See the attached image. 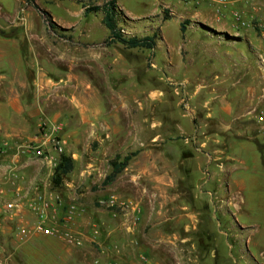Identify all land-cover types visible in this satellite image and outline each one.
Returning a JSON list of instances; mask_svg holds the SVG:
<instances>
[{
  "label": "rangeland",
  "instance_id": "1",
  "mask_svg": "<svg viewBox=\"0 0 264 264\" xmlns=\"http://www.w3.org/2000/svg\"><path fill=\"white\" fill-rule=\"evenodd\" d=\"M32 1L42 11L49 13L52 27L48 19L27 0H0V27H4L5 38L16 41L24 58L28 57L31 49V58L37 55L40 66L54 79H58L56 75H61L64 79L68 78L69 83H76L75 79H71L82 76L86 88L85 103L80 106L66 104L61 111L74 119L84 117L94 121L98 117L102 119L103 125L97 131H93L96 127L88 125L83 129L85 136L78 141L73 139L72 144L67 145L61 136L60 125L49 126L42 122L39 131L51 139L64 142L61 157H70L75 162V168L60 185H54L56 168H49L48 176V171L44 174L42 170L45 169L37 164L38 171L43 175L41 182L37 179V187L41 190L45 186L50 187L52 191L60 193L66 202L74 203L84 211L86 233L83 247L86 244L90 246L88 250H93L100 261L101 249L110 243L108 227L111 225L123 227L122 231L126 228L134 235L142 225L145 233L155 235V229L151 231L152 226L176 224L177 231L173 233L183 236L182 231H178V225L190 224L192 221L187 220V216L178 208L189 204L195 208V201L188 198V189L192 184H181L176 179L171 188L163 186L169 190L162 191L155 189L157 184L145 179L134 183L122 175L114 184H106V179L112 173L113 162L145 149L140 145L146 140L154 162L159 152L177 162L176 153L170 149L174 147L179 150L181 145L191 146L194 154H199L195 150L202 148V142H206L208 136L179 135V127L188 124V119L196 123L197 119L204 120L207 116L208 110L199 112V109L208 101V83L211 82L209 77L212 72L218 78L221 77L225 54L236 53L237 49L248 51L247 44L234 45L238 42H226L225 35L208 33V22L232 32L236 25L242 35L243 31L261 32L253 27H239L230 18L217 23L212 21L213 15L207 8L194 10L185 7L179 0H117L119 10L124 11L120 10L123 24L120 29L127 37L157 36L155 50H130L122 45L107 44L110 32L103 24V11L86 14L87 9L104 8L111 0ZM262 9L264 11L263 6ZM209 17L212 19L209 20ZM181 25L186 28L185 35ZM213 57L216 58L214 61ZM261 63L263 65L264 61L261 60ZM213 64L216 70L212 69ZM184 101L189 105L188 112L184 108ZM202 126L207 128L208 124ZM157 133L164 136L152 143ZM123 134L131 136L125 137ZM119 139L121 142L118 143ZM124 143L133 146L126 150L122 146ZM26 144L28 142L15 150L10 145L13 156ZM120 144L122 147L119 149ZM207 146L205 149H208ZM27 157L30 156L23 155V158ZM198 163L200 169L197 168ZM190 164L193 167L192 181L197 188V204L204 208L203 216L210 232L208 251L204 258L199 253L201 249L196 250L197 256L188 253L187 249H179L187 254L178 255L174 262L264 264V166L242 168L241 174L247 181L258 180L255 185L246 184L247 188L253 186L254 189L244 190L239 195L236 190H230L229 193L225 176H214L215 169L208 161ZM179 169L176 171L179 172ZM216 170L223 171L220 168ZM229 194L235 199L234 206L224 203ZM164 195L169 198L164 206L166 216L157 214ZM111 197L132 205L110 208L107 201ZM143 209L146 211L144 221L140 218ZM166 217L169 218L168 222ZM1 219L4 220V216ZM5 224L11 228L14 236L15 225L12 222ZM94 228L99 231L97 237L93 235ZM146 229H150L149 232ZM14 238L6 231V234H1L0 242L7 253L13 256L14 264H21V258L13 254L11 247L12 242H17ZM105 254L107 262L102 259L103 262L98 264L115 261L116 258H111L114 256L112 252L105 250ZM88 257L91 259L88 264L96 263L91 254Z\"/></svg>",
  "mask_w": 264,
  "mask_h": 264
},
{
  "label": "crops",
  "instance_id": "2",
  "mask_svg": "<svg viewBox=\"0 0 264 264\" xmlns=\"http://www.w3.org/2000/svg\"><path fill=\"white\" fill-rule=\"evenodd\" d=\"M259 4L264 7V1L260 0ZM238 7L243 9V5ZM212 18L214 19L213 16ZM227 18L231 19L229 10L226 11L224 20ZM207 27L210 34L225 35L226 42L237 41L238 43L234 45L247 44L248 51L237 49L236 53L225 54L226 58L221 65V77L218 78L212 72L209 77L211 82L208 83V101L201 107L202 109H199V112L208 110L207 116L204 120L197 119L196 123L188 119V124L184 123L181 128L179 127V135L188 134L193 137L207 135L206 142H202L201 145L203 149L197 148L195 151L199 154L196 155L191 150V146L181 145L182 150L170 146V150L176 153L178 161L174 162L169 159V156L164 157L159 152L158 159L154 162L149 155L150 145L146 140L140 145L145 149L137 151L139 152L137 156L120 175L134 183L145 179L157 184L155 189L162 191L169 190L164 187L171 188L176 179L181 184H192L188 189V198L195 201V208L192 204L178 208L184 216H187V220L192 221L190 224L178 225V231H182L183 236L173 233L177 231L176 224L152 226L151 231L155 229V235L145 233L142 225L135 235L126 228L122 231L123 227L111 225L108 227L110 243L107 246L104 245L105 249H101V261L93 254V250L92 252L88 250L90 246L87 244L82 249L72 251L60 240L34 236L26 242L17 241L12 242V246L8 245L12 247L15 256L19 255L21 264H88L91 260L88 257L89 254L91 258L96 259L95 264H98L103 262L102 259L107 262L105 250L113 253L114 256L111 258H116L113 264H180L178 261L174 262L178 255H186L188 252L197 256V249L198 251L201 249L199 253L205 258L210 232L206 228L204 208L197 204V188L192 181L193 167L190 162L208 161V164L215 169L214 176L218 177L222 174L225 176V180L229 183V193L230 190L231 192L236 190L239 195L244 190L254 189L253 186L247 188L246 184L255 185L258 180L247 181L241 174L242 168L264 166V127L257 125L254 120V111L264 110V64L261 63V60L264 61V33L243 31L244 35H242L236 25L232 32L224 27H216L213 22H208ZM207 27L203 28L207 29ZM3 29L4 27H0V142H9L12 150H15L26 142L29 143L38 134L42 122L49 126L60 125L61 136L66 140L67 145L72 144L73 139L78 141L85 136L83 129L88 125L96 127L93 131L103 128L101 118L96 117L94 121L84 117L74 119L67 117L61 111L66 104L80 106L85 103L86 88L82 76L77 75L71 79L72 81L75 79L76 83H69V79H64L61 75H56L58 79L50 77L46 69L40 66L37 55L34 54L31 58L32 50L30 49L28 57L24 58L16 41L5 38ZM210 34L206 36L214 39ZM215 59L213 57V61ZM211 66L216 70V65ZM78 68L77 66L76 69ZM205 123L208 124L207 128L202 126ZM117 134L114 133V135ZM163 136L157 133L152 143ZM117 142H121V139ZM121 145L119 149L124 146L126 150L133 146H129L128 143ZM206 146L208 149H205ZM166 148L169 147L166 146ZM13 153L14 151H10L0 163V189L4 191V196H0V211L4 203L15 199V193L18 191L30 196L34 195L37 179H40V182L43 180L42 172H39L36 167L37 164L45 169L42 170L44 174L47 171L48 176L50 174L49 168L41 161L31 157L18 158L13 156ZM178 163L181 165L178 166ZM178 167H180L179 172L176 171ZM197 168H201L199 163ZM218 168L223 171L218 172L216 170ZM230 194L224 199L226 206H234L236 203ZM163 198L157 214L166 216L167 211L164 210V206L169 198L165 195ZM141 212L140 218L144 221L146 211L143 209ZM22 216L27 223L35 221V216L27 209H24ZM83 216L84 214L77 218L73 225L74 232L82 236L86 233ZM166 220L164 221L168 222L169 218L166 217ZM193 221L196 223L194 224ZM6 222L9 223L6 219H0V236L9 231L14 238ZM146 230L149 232L150 229ZM179 249H187V252L179 251ZM189 264H201V262L195 261Z\"/></svg>",
  "mask_w": 264,
  "mask_h": 264
},
{
  "label": "built area",
  "instance_id": "3",
  "mask_svg": "<svg viewBox=\"0 0 264 264\" xmlns=\"http://www.w3.org/2000/svg\"><path fill=\"white\" fill-rule=\"evenodd\" d=\"M179 2L194 10L207 8L217 23L225 19L226 11L229 10L231 19L239 27H253L264 33V11L259 4L260 0H179ZM238 5H243V9ZM184 108L187 112L189 111V105L185 101ZM254 120L257 125L264 127V110L254 111ZM63 146L62 140L51 139L47 134L39 131L28 144L17 151L15 156L18 158L23 155L30 156L42 161L48 168L54 169L64 152ZM10 151V143L1 141L0 163ZM34 190L33 196L21 191L16 192L15 199L4 203L1 208L0 219L4 216L7 221L15 225L14 237L16 240L26 242L34 236H41L60 240L71 249L82 248L84 237L74 232L73 225L76 219L84 214V211L76 204L66 202L60 193L52 191L50 187L45 186L43 190L35 187ZM0 196H4L3 189H0ZM102 204L105 203L102 202ZM107 204L113 209L132 205L121 203L115 197H111ZM24 209L35 216L34 222H25L22 216ZM98 234L99 231L94 228V237H97ZM0 264H14L13 256L7 253L1 242Z\"/></svg>",
  "mask_w": 264,
  "mask_h": 264
},
{
  "label": "trees",
  "instance_id": "4",
  "mask_svg": "<svg viewBox=\"0 0 264 264\" xmlns=\"http://www.w3.org/2000/svg\"><path fill=\"white\" fill-rule=\"evenodd\" d=\"M27 2L31 3L33 7L39 11L50 23V27L52 24L49 20V16L46 12L42 11L32 0H27ZM103 11L104 19L103 24L110 32V35L107 39V44H120L126 49L130 50H154L156 48V40L157 36L153 37H127V35L120 29L121 24V16L122 12L119 10L117 5V0H111L104 8L94 7L86 10V14L90 13H98ZM168 20V19H167ZM181 31L185 34L186 28L184 25H181ZM138 153H133L131 155L126 156L123 160L118 159L112 164V173L107 177L106 184H114L117 178L124 172V170L129 166L130 162L134 157L137 156ZM75 168V162L68 156L63 155L59 163L56 167L53 183L54 185H60L65 177L73 172Z\"/></svg>",
  "mask_w": 264,
  "mask_h": 264
}]
</instances>
